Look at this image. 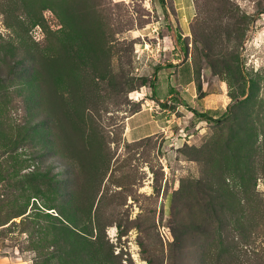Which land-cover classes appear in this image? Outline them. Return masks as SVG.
Instances as JSON below:
<instances>
[{
	"label": "rangeland",
	"instance_id": "1",
	"mask_svg": "<svg viewBox=\"0 0 264 264\" xmlns=\"http://www.w3.org/2000/svg\"><path fill=\"white\" fill-rule=\"evenodd\" d=\"M194 1L0 0V264H264V0ZM178 44L212 119L130 140Z\"/></svg>",
	"mask_w": 264,
	"mask_h": 264
},
{
	"label": "crops",
	"instance_id": "2",
	"mask_svg": "<svg viewBox=\"0 0 264 264\" xmlns=\"http://www.w3.org/2000/svg\"><path fill=\"white\" fill-rule=\"evenodd\" d=\"M176 3L181 4L179 3V0H176ZM194 7V0H190V5L188 3L186 5V8L188 9L192 8L193 10ZM178 9L184 10V6L181 4V6H178ZM182 19L187 22L189 21L190 17L184 14ZM170 23L169 27H171ZM185 31L187 34V29ZM179 52L181 53V51L178 49V52H175L176 55H178ZM181 59L182 57L179 58L178 63L174 64L178 65L181 70L186 68V70L183 71L185 74L187 71H189L188 76H185V84L182 85L179 83V75H177V78L173 76L176 75V73L171 70L172 66L166 68L167 70L164 71L165 75H160V80H158L156 83V91L158 96L162 99H169L171 96L175 95L180 101H182V105L183 103H186V105H191L196 108L198 107L199 111H205L208 108L213 107L214 105H210L209 102H219L221 97H214L212 100H210L209 95L207 94H204V96L200 97L197 92L194 63L189 56L183 61H181ZM170 61L176 62V59L173 58ZM171 115H173V113H171V108H169V106H161L159 110H156L152 107H148L145 104L143 107L139 108L128 117L126 135L130 140H139L165 132V130L170 128L167 123L171 122Z\"/></svg>",
	"mask_w": 264,
	"mask_h": 264
},
{
	"label": "trees",
	"instance_id": "3",
	"mask_svg": "<svg viewBox=\"0 0 264 264\" xmlns=\"http://www.w3.org/2000/svg\"><path fill=\"white\" fill-rule=\"evenodd\" d=\"M67 11H69V9H67ZM42 58L44 59V60H47L48 62L49 61H54V59H52L51 58V56H49V55H45L44 57L42 56ZM24 60H25V57H22V58H20L18 61H19V63H22V62H24ZM173 64V63H172ZM36 71V70H35ZM37 72V71H36ZM152 89H153V91H154V97H156L159 101H160V103L163 105V106H168V102H169V100H177L178 98L174 95V96H171L169 99H166V98H160L159 96H158V93H157V91H156V84H152ZM188 106V108H190V110H192L196 115H199V116H201V117H203L204 119H207V120H209V119H212V117H210L209 116V114L207 113V110L206 111H199L198 109H196V108H194V107H190L189 105H187ZM229 111H227V113H225V115H228L229 113H228ZM224 116V115H223ZM223 116L222 117H219V118H216L215 120L216 121H219V120H221L222 118H223ZM228 141H230V143L232 142V139L231 138H229L228 139ZM236 147V146H235ZM237 150V151H236ZM236 150H234L233 149V152H232V154L231 153H229V159H228V164L230 163L231 165L232 164H241V163H244V158H245V156L244 155H242V153L240 152V150H239V146L238 147H236ZM220 170V169H219ZM220 174V172L218 171L216 174H215V176H218ZM224 193L225 194H228V195H230V193H228V192H226V191H224ZM222 214H223V216H224V218H225V221L226 222H228V223H231L232 224V226H233V228L235 229V231H238V230H240L241 229V227L243 226V224H241V223H239V220H241L242 221V219H241V217H239V212H237V211H234V210H229V212H227V215L225 216L224 215V212H222ZM228 214H229V219H228ZM224 218H222L223 220H224ZM228 219V220H227ZM71 230H73V229H71Z\"/></svg>",
	"mask_w": 264,
	"mask_h": 264
},
{
	"label": "water",
	"instance_id": "4",
	"mask_svg": "<svg viewBox=\"0 0 264 264\" xmlns=\"http://www.w3.org/2000/svg\"><path fill=\"white\" fill-rule=\"evenodd\" d=\"M171 28H172L173 33L176 34L175 29H174V26H171ZM177 46H178L179 50L182 53V59H181V61H183L186 58L185 50L182 48V46L180 44H178Z\"/></svg>",
	"mask_w": 264,
	"mask_h": 264
},
{
	"label": "built area",
	"instance_id": "5",
	"mask_svg": "<svg viewBox=\"0 0 264 264\" xmlns=\"http://www.w3.org/2000/svg\"><path fill=\"white\" fill-rule=\"evenodd\" d=\"M177 61H179V59Z\"/></svg>",
	"mask_w": 264,
	"mask_h": 264
}]
</instances>
